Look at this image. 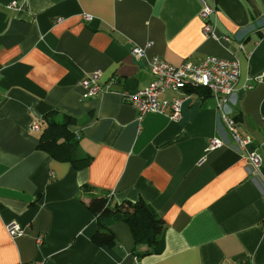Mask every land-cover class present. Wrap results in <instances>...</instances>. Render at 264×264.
Segmentation results:
<instances>
[{
	"label": "crops",
	"instance_id": "obj_1",
	"mask_svg": "<svg viewBox=\"0 0 264 264\" xmlns=\"http://www.w3.org/2000/svg\"><path fill=\"white\" fill-rule=\"evenodd\" d=\"M204 1L217 12V40L203 33L201 0H0V264H264V0ZM155 55L176 66L239 61L231 108L263 159L256 176L207 90L192 92L178 122L138 119L125 95L155 80ZM98 70L102 90L91 97L82 82ZM49 113L75 119L69 129L89 167L39 148ZM213 137L229 146L208 151ZM103 195L148 204L166 224L164 253L136 256L123 222L112 225L114 246L96 245L88 204ZM10 221L23 237L8 235Z\"/></svg>",
	"mask_w": 264,
	"mask_h": 264
},
{
	"label": "built area",
	"instance_id": "obj_2",
	"mask_svg": "<svg viewBox=\"0 0 264 264\" xmlns=\"http://www.w3.org/2000/svg\"><path fill=\"white\" fill-rule=\"evenodd\" d=\"M201 1L204 6L201 14L204 20L203 33L206 37L217 40L216 20L212 21L211 18L217 12L204 0ZM10 7L19 9L16 2H13ZM82 18L86 22L93 20V17L88 14H83ZM225 40L230 41V38L227 37ZM151 46L152 44L149 43L146 47L150 48ZM133 53L143 57L145 50L141 47H135ZM149 63L155 80L147 88L135 94L125 95L126 102L137 110L138 119L141 121L149 114H156L168 115L171 120L178 122L182 118L183 106L191 98L192 92L197 89L207 90L215 99L220 123L230 134L237 151L246 154L249 161L248 172L250 175L256 176L262 167L263 159L258 152L248 150L252 140L241 134L231 108V105L234 104V97L241 76L239 61L208 56L200 62L185 61L176 66L155 55ZM257 79L262 80L263 77ZM100 80L101 72L99 70L83 80L82 86L87 90L88 96H97L101 92ZM247 89H252V86H247ZM168 92H176L180 95L172 99L163 98V95ZM32 130H40L39 122L32 125ZM225 146H229L228 141L213 137L208 142V151L224 148ZM5 229L12 239L21 238L25 234L21 225L15 221L7 222ZM38 243H42V238L38 239ZM239 264L248 263L242 261Z\"/></svg>",
	"mask_w": 264,
	"mask_h": 264
},
{
	"label": "trees",
	"instance_id": "obj_3",
	"mask_svg": "<svg viewBox=\"0 0 264 264\" xmlns=\"http://www.w3.org/2000/svg\"><path fill=\"white\" fill-rule=\"evenodd\" d=\"M217 1V0H216ZM56 113H49L44 117L46 128L41 133L39 148L46 150L54 158L67 159L73 167L80 170L89 167L92 159L80 158L77 155V138L69 129L75 124V119L70 116L55 118ZM236 123L239 126L237 118ZM62 141V143H60ZM49 146H57L63 150L65 155L57 154ZM61 157V158H60ZM88 209L97 217L98 230L93 236L96 245L112 247L116 243V237L112 231L114 223L123 222L127 224L135 241L136 249L145 246L147 251L136 256L161 255L166 249L165 221L144 201H124L113 205L110 196H92Z\"/></svg>",
	"mask_w": 264,
	"mask_h": 264
}]
</instances>
